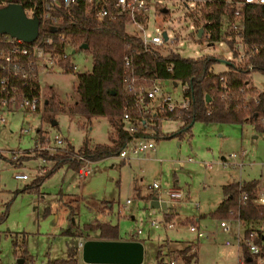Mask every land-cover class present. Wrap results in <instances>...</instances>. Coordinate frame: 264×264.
Instances as JSON below:
<instances>
[{"label": "rangeland", "instance_id": "rangeland-1", "mask_svg": "<svg viewBox=\"0 0 264 264\" xmlns=\"http://www.w3.org/2000/svg\"><path fill=\"white\" fill-rule=\"evenodd\" d=\"M195 5V0L153 3L149 34L157 25L167 27L168 35L176 34L179 38L163 52L172 49L186 57L210 53L221 58L213 70H226L228 61L239 62L240 55L234 54L224 37L214 43L208 38L198 39L203 28L198 19L203 2L191 8ZM192 10L198 17L191 15ZM128 29L135 30L132 25ZM67 51L77 68L66 71L57 64L39 73V109L0 108V264H19L18 258H23L20 264H46L48 259L66 257L68 245H75L79 238H99L98 230L84 227L96 220L117 225L123 239H143L145 264L156 262L159 249L163 255L175 250L166 260L180 264L182 259L175 257L181 252L179 248L188 243L198 247L190 264H239L243 253L236 233L241 231L242 236H247L246 223L239 221L236 211L224 218L212 212L224 197L225 183L251 179L264 182V131L258 130L254 122L197 120L191 131L175 134L184 121L179 117L165 118L159 123V131L156 127L148 129L155 149L139 155L129 151V158L124 159L111 155L91 161V171L82 180L75 170L63 164L45 177L37 190L23 189L38 173L54 164L53 160L37 156V151L54 154L67 144L78 149L86 141L89 145L108 143L115 135L108 116L96 115L88 121L68 111L67 106L78 97L77 74L91 70L92 55L89 49L79 47H68ZM251 81L264 90L263 71L253 70ZM162 83L175 98L183 96L182 81L174 85L173 79H163ZM51 91L55 100L61 102L57 109L44 107ZM55 134L63 137L59 146L50 139L48 143L37 142L39 136L53 138ZM15 172L26 173L28 178L17 179ZM154 182L160 184V189L153 186ZM171 188H181L185 196L173 200L167 193ZM159 195L168 201V209L151 207V199ZM166 211L171 212V219L166 217ZM189 218L194 220L189 222ZM221 220L230 223V232L224 230ZM154 221L161 225L155 227ZM169 221L174 225L169 226ZM191 224L205 235L191 231ZM78 255L79 264H86L81 251ZM259 264L264 262L260 260Z\"/></svg>", "mask_w": 264, "mask_h": 264}, {"label": "trees", "instance_id": "trees-1", "mask_svg": "<svg viewBox=\"0 0 264 264\" xmlns=\"http://www.w3.org/2000/svg\"><path fill=\"white\" fill-rule=\"evenodd\" d=\"M4 1L5 3H1L0 0V6L8 2H19L40 18L39 33L35 42L41 43L50 38L51 43H46V46L60 52L67 44L74 48L90 50L92 68L77 74L75 88L78 97L67 109L71 113L84 116L88 121L92 116L106 115L115 130V135L108 143L89 145L86 141L78 149L67 144L54 154L44 150L37 151V156L53 160L54 164L38 173L31 183L25 185L24 190H37L42 180L63 164L77 172L82 163L80 156L94 161L119 154L128 137V132L122 127L121 114L125 102L133 99L126 80L132 72L139 79L151 80L159 77L189 83L190 106L175 112L162 113L164 118L179 117L184 121L181 129L175 134L191 131L197 120L230 123L251 121L256 124L258 130L264 131V90H259L251 81L253 70L264 72V5H248L245 8V42L247 51L252 53L249 60H229L228 69L215 72L213 65L221 60L219 56L207 53L199 57H186L172 49L167 52L146 49L140 34L128 29V17H107L98 20L83 1H77L67 7H57L55 14L59 17V22L53 24L41 19V0ZM199 10L201 19L211 21L206 25L211 35H201L198 39L208 38L214 43L224 37L234 54L239 56V50L235 47L236 38L226 37L221 32V17L228 11L227 6L221 1H208L204 2ZM191 15L198 17L195 10L191 11ZM59 33L64 35V39H60ZM83 43L87 44L86 48L81 47ZM125 56L131 58V67L128 70L124 65ZM68 62V58H65L60 63L66 71H71L68 69ZM250 63L253 64L252 69L248 68ZM55 99V93L51 91L44 100V107L59 108L61 102ZM160 121L161 119L156 117L154 127L157 131ZM260 183V179L225 183L224 197L212 212L214 216L224 218L231 215L232 209L238 210L240 218L247 225V237L252 230L258 233L254 240L260 245V252L253 253L244 242L241 247L243 260L239 264H259L260 257H264V204L254 200L258 195ZM242 190L249 193L245 202H240ZM4 215L5 213L1 217ZM167 218H171L168 213ZM84 227L98 230L99 238L119 239L117 225L110 222L96 220L85 223ZM191 250L192 245H187L175 259H182L180 264H190L197 256L196 250L188 253ZM78 254L76 244L68 245L66 257L48 259L46 264H78ZM156 264H170L161 249L156 254Z\"/></svg>", "mask_w": 264, "mask_h": 264}, {"label": "built area", "instance_id": "built-area-1", "mask_svg": "<svg viewBox=\"0 0 264 264\" xmlns=\"http://www.w3.org/2000/svg\"><path fill=\"white\" fill-rule=\"evenodd\" d=\"M77 1H83L88 10H91L98 20L105 18H117L125 16L129 18V25L134 26L140 36L142 37L146 49H156L162 51L170 43H174L178 35H168V28L155 26L153 33L150 35L148 30L149 12L152 4H160L162 0H41V19L45 22L58 23L59 17L55 14L57 7H67ZM201 2H223L228 11L222 14L221 17V32L229 38H236L235 47L239 50L241 60H249L252 53L247 51V44L245 42V8L248 5H264V0H195L196 5ZM5 3L4 0H1ZM196 5L191 8H196ZM27 15L33 16L32 10L24 7ZM189 10V9H188ZM203 23V31L209 37L210 30L206 28L209 20L198 18ZM40 21V18H39ZM199 30V28H198ZM200 31V30H199ZM166 33V35H165ZM60 39H64V35L59 33ZM36 40V39H35ZM34 41H26L16 36H11L7 33L0 32V106L9 109L22 108L29 111L39 109L42 103L41 89L39 84V73L48 70L54 65H61V60L68 58V69L73 71L77 68L76 64L71 60L70 53L67 51V44L63 51H56L54 48H48L46 43H51V39L47 38L41 43ZM74 51V50H72ZM163 52V51H162ZM125 69L131 67V58L124 57ZM249 69L253 68V64H249ZM164 78H153L148 80L146 78L139 79L133 72L126 77L128 80V87L133 94V99L125 102L121 114V122L123 129L128 132L125 143L119 151L118 156L121 158H129V151L132 154L139 155L145 153L150 149H155V142L150 139L148 129L154 127L155 119H165L162 113L167 111L175 112L180 109L188 108L191 104V95L188 93L190 85L188 82L183 83V96L175 98L173 93L167 90L162 81ZM174 85L179 82L173 80ZM177 83V84H175ZM49 139L59 146L63 142V137L55 134L53 138L49 135L37 138L44 143H48ZM43 143V144H44ZM129 145H131L129 147ZM129 147V150L126 149ZM234 155V154H233ZM82 163L79 166L77 173L82 180L87 176L90 169L91 160L80 156ZM14 177L17 179H26V173L15 172ZM155 188L160 189V184L154 182ZM173 200H179L185 196V192L181 188H171L167 190ZM249 197L247 190L240 192V202H245ZM162 200L161 195L158 196ZM258 203L264 204V185L260 183L258 195L254 199ZM130 202V199H128ZM198 205V204H197ZM237 212L239 221L243 220L239 216V211L232 209L231 212ZM221 226L226 232H230L232 227L227 220H221ZM160 222L154 221V226L159 227ZM169 226L174 223L169 221ZM240 226V224H239ZM191 231H196L199 236H204L205 233L199 229L195 224L189 226ZM237 240L240 248L244 242L247 243L249 249L253 253L260 252V245L254 240L258 234L255 230L250 231L249 237L237 232ZM84 239L79 238L76 242L78 251L81 250ZM229 243V241H227ZM243 258H240L242 261ZM264 262V257H260ZM174 263V261H172Z\"/></svg>", "mask_w": 264, "mask_h": 264}, {"label": "water", "instance_id": "water-1", "mask_svg": "<svg viewBox=\"0 0 264 264\" xmlns=\"http://www.w3.org/2000/svg\"><path fill=\"white\" fill-rule=\"evenodd\" d=\"M39 25V17L27 15L22 3L8 2L0 6L1 33L31 42L38 36ZM202 33L203 28H200L199 36ZM81 47L86 48L87 44L83 43ZM151 207L166 209L168 203L154 196ZM80 251L87 264H142L145 258V245L140 240L88 238L83 241ZM17 262L22 263L23 258H18Z\"/></svg>", "mask_w": 264, "mask_h": 264}, {"label": "crops", "instance_id": "crops-1", "mask_svg": "<svg viewBox=\"0 0 264 264\" xmlns=\"http://www.w3.org/2000/svg\"><path fill=\"white\" fill-rule=\"evenodd\" d=\"M261 184L264 185V182L261 181ZM162 200H163V199H162ZM167 203H168V201H167ZM166 209H168V207H167ZM167 213L170 214L171 212H170V211H166V212H165L166 217H167ZM201 216H203V215H201ZM170 219H171V218H170ZM191 219H192V218H189L188 221L191 222ZM197 220H200V217H197ZM194 222H195V221H194ZM195 223H196V222H195ZM198 236H199V235H198ZM119 239H123V238L119 237ZM130 240H140V241H142V242L144 243V245H145V242H144L143 239H140V238H130ZM187 245H192V250H191V252H192L193 250H196V252L198 253V247H194V243H188V244H186L184 247H186ZM184 247H181V248H179V249H182V248H184ZM173 251H175V250H171L170 255L173 253ZM164 253H165V252H164ZM170 255H166V253H165V258H166V257L168 258ZM146 262H147V254H146V250H145V258H144V261L142 262V264H145ZM78 264H79V260H78ZM86 264H87V263H86ZM154 264H156V262H155Z\"/></svg>", "mask_w": 264, "mask_h": 264}]
</instances>
